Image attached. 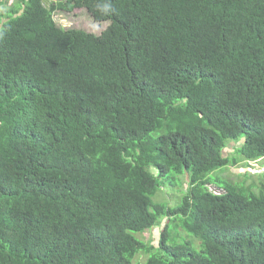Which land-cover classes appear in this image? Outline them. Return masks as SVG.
<instances>
[{"label":"trees","instance_id":"obj_1","mask_svg":"<svg viewBox=\"0 0 264 264\" xmlns=\"http://www.w3.org/2000/svg\"><path fill=\"white\" fill-rule=\"evenodd\" d=\"M75 8L108 28H61L55 12ZM243 136V160L225 156ZM263 161L264 0H18L0 14V264H264V176L212 177ZM185 173L179 203L153 200ZM164 218L157 247L134 236Z\"/></svg>","mask_w":264,"mask_h":264},{"label":"rangeland","instance_id":"obj_2","mask_svg":"<svg viewBox=\"0 0 264 264\" xmlns=\"http://www.w3.org/2000/svg\"><path fill=\"white\" fill-rule=\"evenodd\" d=\"M18 0H3V4L0 6V14L5 10H9L10 6L13 3H16ZM66 0H44L45 5L50 7L53 3H64ZM55 20L61 28L64 29H77L83 30L95 35H100L104 32L109 25V21H96L93 16L89 13L86 8H75L72 11L66 10H58L55 12ZM246 141V137L243 136L242 138L235 140V141H227V146L224 150V155L230 159H236L237 161H242V155H240L239 149L242 148ZM247 164V163H246ZM246 164L240 163L234 167H230L223 170H217L212 175V177H220L226 180H233L240 184L245 183L246 185H250L254 182H261L262 176L264 174H252V176L248 173L249 172L255 173L256 169H261L264 166L263 162L253 163L250 166H246ZM154 175L158 174L155 169L150 170ZM248 174V175H247ZM187 176V177H186ZM188 177L189 173H185L182 176L170 175L168 178H160L161 187L157 191V193L153 196V200L159 203H166L174 205L178 201L180 202L182 196L185 194L188 187ZM213 190L220 192L221 190L212 185L210 186ZM258 193V190L255 188ZM178 202V203H179ZM167 219H162V225L156 226L152 230H148L145 233L134 234L137 239H140L142 242L147 244H152L154 246L159 245V239L161 236V232L165 227ZM178 224V223H177ZM171 233V240H177V242H190L193 248L200 252L202 250L200 242L190 233L183 231L181 228H178L175 224H172L169 228ZM148 256L146 255H139L137 257L138 263H143L147 260Z\"/></svg>","mask_w":264,"mask_h":264}]
</instances>
